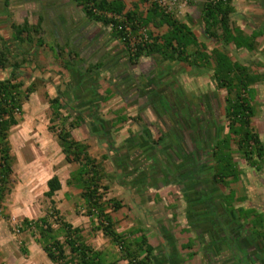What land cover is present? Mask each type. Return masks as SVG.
<instances>
[{"label": "crops", "instance_id": "crops-1", "mask_svg": "<svg viewBox=\"0 0 264 264\" xmlns=\"http://www.w3.org/2000/svg\"><path fill=\"white\" fill-rule=\"evenodd\" d=\"M178 1L186 10L175 8L176 18L208 52L219 49L204 35V0ZM124 2L126 10L146 8L139 0ZM230 5L233 32L256 36L253 51L233 45L226 51L258 78L249 92L251 125L264 146V0ZM23 23L39 25V34L15 38L12 26ZM0 53L7 57L0 80L17 65L22 89L33 87L29 100L42 91L47 107L58 100L71 137L101 162L105 198L120 203L110 212L115 231L127 240L145 237L152 264H264V159L258 170L234 151L236 180L217 182L212 152L227 133L226 92L216 89L212 71L157 57L131 61L110 29L89 21L72 0H0ZM52 147L64 165L51 178L65 196L75 189L67 181L78 165L65 162L56 136ZM10 234L0 222V264H51L38 240L15 254ZM90 247L109 262L118 257L116 250ZM5 249L14 257L7 260Z\"/></svg>", "mask_w": 264, "mask_h": 264}, {"label": "trees", "instance_id": "trees-1", "mask_svg": "<svg viewBox=\"0 0 264 264\" xmlns=\"http://www.w3.org/2000/svg\"><path fill=\"white\" fill-rule=\"evenodd\" d=\"M72 1L80 7L89 21L110 29L112 37L125 48L131 61L140 57H157L167 62H181L195 70L212 71L211 79L216 89L226 92L224 119L227 133L217 141L212 152L217 182L227 186L229 182L236 180L238 173L233 163L234 151L248 166L258 170L261 168L264 146L251 125L253 109L249 98L251 86L258 78L247 67L232 62L226 51L229 45L253 51L256 36L245 38L233 32L230 23L233 12L231 0L203 2L201 20L204 35L220 44L219 49L210 52L187 24L178 20L172 11L151 0H139L140 4L146 5L144 11H140L137 5L126 10L125 0ZM12 29L18 40L28 39L31 32H40L39 25L29 27L27 23L13 25ZM141 30L147 36L145 39L139 34ZM6 62L7 57L0 53V69H5ZM17 69L18 66L13 65L9 76L0 80V213L2 203L10 192L14 161L9 142L10 131L19 124L22 102L33 92L32 86L22 89L24 83L18 80ZM49 108L51 125L58 123L56 138L65 162L78 165L77 170L71 173L67 185L80 190V198L85 203L91 225L118 248V257L112 262L104 259L102 252L85 243L80 228H74L61 218L57 230L45 218L34 222L24 220L25 226H31L38 232V243L51 264H118L120 261H125L126 264H152V247L145 237L127 240L115 231L110 212L119 209L120 203L115 199L105 198L107 187L102 182L106 176L101 162L90 157L87 145L71 137L65 126L66 118L60 113L58 100H50ZM53 127H49L51 132ZM46 186L44 195L54 206L53 197L61 188L58 178L53 176ZM54 213L58 214L57 211ZM258 219L260 222L261 218ZM261 238L264 241V232Z\"/></svg>", "mask_w": 264, "mask_h": 264}, {"label": "rangeland", "instance_id": "rangeland-1", "mask_svg": "<svg viewBox=\"0 0 264 264\" xmlns=\"http://www.w3.org/2000/svg\"><path fill=\"white\" fill-rule=\"evenodd\" d=\"M129 4L130 2H127L128 6ZM166 5L172 12L175 8H178V11L186 10L178 0H175L174 4L166 0ZM47 101L43 91L38 92L37 97L24 100L19 124L10 131L11 155L15 162L13 161V173L9 184L10 192L2 203L0 222L4 221L12 235V249L16 248L15 254L19 255L20 252L25 254V246L29 245L31 240L36 241L39 238L38 232L31 226H25L24 220L34 222L45 218L52 228L57 230L61 218L74 228H80L88 245L107 253H113L114 250L118 253V248L112 250L108 240L91 225L85 203L80 198V190L73 189L65 196L56 193L53 197L54 206L44 195V183L64 165L52 147L58 123L51 125V110L47 107ZM51 126H54L52 132L49 130ZM46 143L48 146H45ZM53 208L58 214L55 215ZM60 240L63 241L62 238ZM4 251L6 252L2 253L7 260L14 257V252L10 249Z\"/></svg>", "mask_w": 264, "mask_h": 264}, {"label": "built area", "instance_id": "built-area-1", "mask_svg": "<svg viewBox=\"0 0 264 264\" xmlns=\"http://www.w3.org/2000/svg\"><path fill=\"white\" fill-rule=\"evenodd\" d=\"M151 1L156 2L159 6H161V7H163V8L169 9V8H167L166 0H151ZM168 1H170L171 4H174V2H175V0H168ZM126 30H128V29L126 28ZM139 34H140L141 36H143L144 39L147 37V36L145 35L144 31H142V30L139 32ZM134 40H135V39L133 38L132 41H134Z\"/></svg>", "mask_w": 264, "mask_h": 264}, {"label": "flooded vegetation", "instance_id": "flooded-vegetation-1", "mask_svg": "<svg viewBox=\"0 0 264 264\" xmlns=\"http://www.w3.org/2000/svg\"><path fill=\"white\" fill-rule=\"evenodd\" d=\"M203 126H204V125H203ZM199 128H200V124H199ZM207 131H208L209 133H210V132L214 133V131H213V130H210V129H208ZM208 138H209V137L207 136V139H208Z\"/></svg>", "mask_w": 264, "mask_h": 264}]
</instances>
